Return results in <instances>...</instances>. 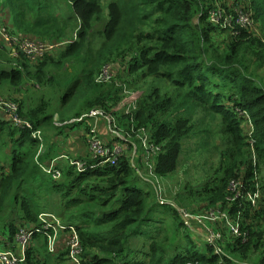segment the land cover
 <instances>
[{
    "label": "trees",
    "instance_id": "1",
    "mask_svg": "<svg viewBox=\"0 0 264 264\" xmlns=\"http://www.w3.org/2000/svg\"><path fill=\"white\" fill-rule=\"evenodd\" d=\"M56 1L0 0L1 7L12 15L11 26L21 34L47 43L69 41L66 30L70 21L79 22L73 25V29L79 26L77 39L58 48L57 58L46 55L40 61H33L22 54L12 58L5 48L0 49V84L21 85L25 77L23 70L34 63L31 67L35 82L52 86L54 78L48 73L56 69L63 89L60 107L74 106L80 98L75 113L67 118L62 115L60 120L57 115L56 120L47 113V103L41 101L25 113V118L40 131L46 127L65 137L70 130L75 140L83 139L84 144L89 134L85 115L93 109L106 116L115 114L116 109L128 104L124 91L135 90L137 100L133 111L118 112L119 126H125V132H130L133 126L135 134L131 132L132 142L114 138L112 143L119 142L123 150H129L128 154L124 151L119 156L116 165L104 163L79 171L71 161L92 166L99 159L92 158L88 152L86 158L69 153L50 155L55 143L62 142L54 138L47 144L41 131L46 147L36 160L40 142L29 130L13 126L0 115V144H6V138L13 142L9 171L0 168V216L10 200L17 204L18 191L26 186L18 203L23 213L19 225L10 221L0 227V235L8 238L9 248L19 253V247L18 251L14 248L18 246L14 238L18 228H40L39 214L50 213L42 212L44 205L40 204L37 192L30 190L31 182L38 188L35 181L39 174L46 190L60 195L63 209L51 214L72 225L79 235L83 250L81 264H264V83L256 75V70L264 65V0H109L105 7L100 0H61L65 9H59L60 14L56 12ZM212 11L220 12L221 22L210 20ZM237 11L251 14L253 25L254 21L258 25V34L252 26L235 25ZM229 16L230 24L223 26L222 20ZM98 22L104 25L102 43L93 51L87 50L84 67L75 78H69L66 69L61 68L84 50L87 36ZM220 32L229 35V41L222 46L213 39ZM4 59L12 66L4 67ZM114 62L120 63L119 68H113ZM106 65L111 67L110 79L98 82ZM164 81L169 85H159L158 82ZM199 111L201 121L196 117ZM206 117L219 126L222 137L219 144L212 138L213 130L204 120ZM143 131L149 135L150 143L160 147L151 168L132 162V150L141 147V139L135 135ZM26 137H29L27 143ZM100 138L105 141L102 135ZM190 139L200 141L201 147L207 146L198 150L216 152L218 160L211 167L214 168L211 176L201 182H188L175 194L180 203H187L185 207L176 206L175 217L180 216L182 209L197 211L195 203H204L201 209L221 206L235 216L238 202L225 199L232 179L243 181L248 190H253L256 183L261 193L256 206L242 204L248 219L240 227L246 233L245 239L232 237L223 248L219 244L220 254H214L205 236L206 251L196 252L185 246L172 252L173 246L162 234V227H155L152 235L153 228L148 222L154 206L162 203L155 186L157 179L177 173L180 161L186 156L183 145ZM54 159L61 174L59 179L52 178L41 167ZM139 179L154 186V195L149 188L136 185ZM181 218L180 224L184 225L186 218ZM143 227L150 237L148 251L142 252L148 262L130 258L129 240L143 233ZM67 236L68 231H62L55 251L51 252L47 237L35 232L25 248L22 264H71L66 247L59 249Z\"/></svg>",
    "mask_w": 264,
    "mask_h": 264
},
{
    "label": "rangeland",
    "instance_id": "2",
    "mask_svg": "<svg viewBox=\"0 0 264 264\" xmlns=\"http://www.w3.org/2000/svg\"><path fill=\"white\" fill-rule=\"evenodd\" d=\"M102 1L103 7L109 2V0H100ZM231 1V0H230ZM13 4L15 5V1H13ZM56 12L60 14L59 9H62L64 11L65 9V3L61 0L56 1ZM12 13L15 14V8L12 9ZM104 19H106L105 16H103ZM63 20V19H62ZM79 24V22H75V20L70 21L69 28L66 30L67 38L69 41H74L77 39L76 33L78 32L79 26L77 28L73 29V25ZM103 23L98 22L94 30L91 34L87 36L86 46L84 47V50L80 52L76 57L68 59L64 66L61 68L62 71L66 69V72L68 73L69 78H75L76 75L79 74L81 69L84 67V60L88 56L86 53L87 50H95L103 41V37L101 35V31L103 29ZM253 31L255 33L258 32V25L254 21V25H252ZM15 32H18L13 26L10 27ZM258 34V33H257ZM44 39V38H43ZM215 43L219 46H222L227 44L229 41V35L226 33H218L214 34L213 37ZM44 41V40H43ZM71 41V42H72ZM48 42V41H47ZM51 43V42H50ZM60 49V47H58ZM58 48L54 52H46L41 57H39L36 61L42 60L46 55H49L51 57L57 58L59 54ZM2 51V50H0ZM7 54V52H6ZM8 56V55H7ZM3 66L6 68H9L12 66L11 62L7 60H2ZM30 64L32 62H29ZM36 63V62H35ZM119 64L117 62L112 63L113 68L118 67ZM34 65V63H33ZM31 65V66H33ZM14 66V65H13ZM28 66L26 69L23 70L25 77L23 78V82L21 85L12 86L8 83H1L0 84V98L1 99H8L15 102L18 106L19 112L21 110V115L26 116L25 113L35 108L41 101H45L47 103V113L49 115H54V117L60 120L61 116L63 115L64 118H67L68 116H71L75 113V109L80 104V98L77 99V103L73 106L71 104L65 105L63 108L60 107V98L63 94V89L59 85V80L57 79V75L55 73L56 69H51V71L48 73L50 78H54V81L52 82V86L50 84L41 85L38 82H35V79L32 77V70L33 67ZM104 68V67H103ZM106 70L110 72L111 67L110 65L105 66ZM256 75H259L264 83V65L258 68L256 70ZM159 85L165 87L166 85H169L167 81L164 82H158ZM127 99L126 106L122 107L121 109L118 108L114 111L115 114L112 115H104L103 113L97 114L96 116H89L85 115L88 122L89 127V134H91V131L94 130L95 133L100 136L102 135L105 138V144L111 145L114 141V138L117 137L116 133L119 134V139L124 140L129 139L131 142L133 141V137L131 136V132L135 134L133 126H130V132H125V126H119V120L118 115L123 114H130L134 109V101L137 100V92L135 90H125L124 91ZM20 105V107H19ZM119 112V114H118ZM3 116L5 114L1 112ZM243 113V112H241ZM202 112H198L196 114V117L201 121L202 118ZM1 117V116H0ZM204 120L208 121L209 126H211V130L213 132V140H216V143L219 144L222 140L221 132L219 130V126L216 123V121H212L209 117H206ZM70 123V122H69ZM87 124V123H86ZM53 127V125H52ZM54 128V127H53ZM41 131L45 137L47 144H49V141L51 139L57 138L59 139L62 144L57 145V142L55 143V147L53 148V152L50 155H56L60 153H69L72 154L73 157L76 158H86L87 150L90 151L87 138L86 142L84 144L83 139H77L75 140V136L71 134L70 130H68L67 136L64 137V134H57L55 131L49 130L48 128L44 127L41 128ZM79 131V128H78ZM247 131V130H246ZM248 134V133H247ZM251 134V129L249 131V136ZM146 134L143 133H136L135 137L137 139L144 138ZM62 136V137H61ZM134 137V138H135ZM143 140V139H142ZM24 141L27 143L29 141V137H26ZM57 145V146H56ZM13 146V142L10 140V138H6V144H0V168H3L5 172L9 171L10 167V150ZM86 147V148H85ZM198 147L200 150H204V148H207V146L201 147L200 141H197L196 139H190L183 145V151H186L185 155L183 156L182 160L180 161L177 173L175 174H169L165 177H161L157 179V182L155 185L158 188L159 192V198H161L162 203H157L154 207L153 214L150 215V221H148L151 224V227L153 228L151 230L152 235L154 234V228L159 226L162 227L163 230H161L163 235H166L169 239V241L172 244V252L177 251L181 248H184L185 246H189L196 250V252H202L206 251V247L204 245V231L201 230L200 227H197V229H193L192 227L198 226L196 223H194L190 218L185 219V224H180V221L183 220L181 217L185 218L184 213H187L189 215H197V214H203L205 213L210 207L201 209L200 207L204 205V203H195L197 206V211L193 209V211L190 210H184L182 209L180 212L179 217L174 216V212L176 210V206L178 207H185L187 203H180L178 199L174 196L175 194L182 191V186L189 184L188 182H201L203 178H206L207 176H211L214 168H211L212 166H215L217 164L218 155L216 152H207V151H200L198 150ZM135 150H132V162L134 164L140 165L141 163L148 166L149 168L153 167L154 165V155L152 157L148 156V153L145 151V149L142 147L137 146ZM71 150L77 151V153H72ZM124 151H127L126 154H128L129 150L126 149ZM123 151V152H124ZM81 153V155H80ZM55 155V156H56ZM146 155V157H145ZM54 156V157H55ZM1 171V169H0ZM150 174V172H149ZM36 184L31 182L33 187L30 190L34 191L38 198L40 199V204L44 205V209H42V212H50L54 214L60 213V211L63 209L62 205L60 203V195L56 193H49V191L46 190V183L42 184V180L40 178V175L37 174L36 178ZM136 185H140L144 188H149L152 192V195H154L153 185L145 184L140 179L136 181ZM24 188V191H23ZM26 191V186L22 187V190L18 191L19 197L17 204H14L12 200H10L7 204V207H5L3 213L0 216V227L3 223H9L10 221H13L16 226L20 223V217L22 216V211L19 208L18 203L21 200V195ZM157 198V197H156ZM250 214V213H249ZM157 215H160L161 218H158ZM188 219V220H187ZM244 221H248L246 216H243L242 223ZM19 228H23V226H20ZM18 228V229H19ZM142 228L143 233H139L134 237H131L130 242V248H131V260L137 258L138 260H144L145 262H148V257L144 258L143 251H148L149 249V232ZM219 229V228H217ZM156 230V229H155ZM1 233V230H0ZM232 236L230 234H226L222 230V241L219 242V244L223 246L227 242H231ZM38 242H36V245ZM191 244H193L191 246ZM65 247L67 249V240L64 245H61L59 248L60 250H65ZM222 251V249H221ZM44 252L42 251V254ZM247 262V261H246Z\"/></svg>",
    "mask_w": 264,
    "mask_h": 264
},
{
    "label": "built area",
    "instance_id": "3",
    "mask_svg": "<svg viewBox=\"0 0 264 264\" xmlns=\"http://www.w3.org/2000/svg\"><path fill=\"white\" fill-rule=\"evenodd\" d=\"M230 18V16L225 17L222 20V25L226 26V24H230ZM210 20L214 23L221 22L220 12L212 11L210 13ZM234 23L240 27L249 28L253 25V20L250 13L237 11L235 13ZM234 33H236V31H234ZM69 42L70 41L47 43L42 40L30 38L20 32H15L4 26H0V49L5 48L8 55L12 58H17L20 54H22L26 58L36 61L44 53L50 52ZM109 79L110 72H108L104 67L102 69V73L98 76L97 81L104 82ZM135 102L136 100L134 101V104ZM1 112L5 114L4 118H6L13 126L23 130H29L30 135L40 142L38 152L35 157L37 160L38 156L43 151L41 131L33 128L31 122L20 114L17 104L12 100L0 98V113ZM100 113L103 112L98 109H93L90 110L87 115L96 116ZM142 133L146 135L144 138H141V145L147 153L149 152L148 156L152 157L160 150V147L154 146L150 143L149 135L145 131ZM116 135L119 137L118 133H116ZM87 142L92 158L99 160L92 166H84L81 161H71V164L75 165L79 171L87 168H93L96 165L104 163L116 165L119 156L124 151L122 144L119 142L111 145L105 144L104 140H102L94 130H92L91 134L88 136ZM249 142L252 143L251 134ZM60 157L65 156L61 155ZM55 162L56 160L54 159L49 165H41V167L46 174L50 175L54 179H59L61 174L57 166H55ZM260 194L259 186L256 183L253 190H248L243 181L239 179H232L228 183L225 199L230 203L238 202L239 211H237L235 216L230 214V209H224L221 206H212L203 214L189 215L184 213V216L185 218H190L194 223L204 229V236L206 237L209 246L213 248L214 254H220L221 248L219 246V242L222 241L223 229L232 237H240L243 240L245 239L246 233L242 232L240 229L244 216L243 212L245 210V207L243 208L242 204L250 203L252 206H256V203L260 198ZM38 218L41 221L40 228L30 229L23 227L19 228L16 232L14 238L15 242L18 244L19 253L16 254L10 248L0 250V264H22L25 260V248L35 232L42 233L47 237L48 250L54 252L56 248L57 234L59 231H68L67 258L69 262L71 264H81L83 250L79 235L73 226L62 223L51 213H40Z\"/></svg>",
    "mask_w": 264,
    "mask_h": 264
},
{
    "label": "crops",
    "instance_id": "4",
    "mask_svg": "<svg viewBox=\"0 0 264 264\" xmlns=\"http://www.w3.org/2000/svg\"><path fill=\"white\" fill-rule=\"evenodd\" d=\"M7 12H8V9L7 8L4 9L0 5V26H4V27L10 29L11 23H12V21H11L12 20V15L11 14H7ZM0 115H2V114L0 113ZM54 119H56V118L54 117ZM43 147L45 149V147H46V144L45 143H44V146ZM43 147H42V149H43ZM72 151H73V153H77V151H75V150H72ZM86 151L92 157L91 152L89 150H87V149H86ZM80 155H81V153H80ZM197 227H200V226H194V227H192V231L195 228L197 229ZM61 232L62 231H59V233L57 234V240L59 239V236L61 235ZM7 248H9L8 238H6L5 236H1L0 235V250H4V249H7ZM14 248L17 249V251H18V246L15 245Z\"/></svg>",
    "mask_w": 264,
    "mask_h": 264
}]
</instances>
